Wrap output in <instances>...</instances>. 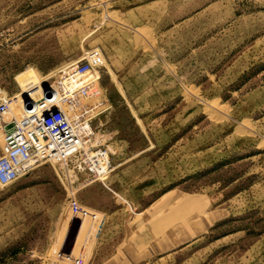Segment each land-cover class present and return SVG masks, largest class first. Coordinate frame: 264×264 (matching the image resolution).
<instances>
[{
	"label": "rangeland",
	"instance_id": "374dc122",
	"mask_svg": "<svg viewBox=\"0 0 264 264\" xmlns=\"http://www.w3.org/2000/svg\"><path fill=\"white\" fill-rule=\"evenodd\" d=\"M94 48L112 170L0 185V264H264V0H0V146Z\"/></svg>",
	"mask_w": 264,
	"mask_h": 264
},
{
	"label": "built area",
	"instance_id": "2783aa9c",
	"mask_svg": "<svg viewBox=\"0 0 264 264\" xmlns=\"http://www.w3.org/2000/svg\"><path fill=\"white\" fill-rule=\"evenodd\" d=\"M104 56L98 48L57 68L49 92L32 103L2 135L0 185L8 186L44 163H58L78 173L100 179L112 170L111 151L95 130L93 120L107 108L100 71ZM10 96L0 98V122L9 111ZM68 208L86 214L73 195ZM94 216V215H92ZM77 257L74 264H82Z\"/></svg>",
	"mask_w": 264,
	"mask_h": 264
},
{
	"label": "bare ground",
	"instance_id": "6f19581e",
	"mask_svg": "<svg viewBox=\"0 0 264 264\" xmlns=\"http://www.w3.org/2000/svg\"><path fill=\"white\" fill-rule=\"evenodd\" d=\"M55 75L52 78H54ZM43 97H44L43 89L42 90L40 89V91L37 94H35L34 96H32L30 98H26V100H29L32 103H36L37 101L41 100ZM23 103L24 102L20 101L19 105H17V112H16L17 120H19L21 118V114L23 112H25V111L27 112V109H25V107L23 106L24 105ZM69 169L72 171V169L70 167H69Z\"/></svg>",
	"mask_w": 264,
	"mask_h": 264
},
{
	"label": "water",
	"instance_id": "95a60500",
	"mask_svg": "<svg viewBox=\"0 0 264 264\" xmlns=\"http://www.w3.org/2000/svg\"><path fill=\"white\" fill-rule=\"evenodd\" d=\"M43 91H44V92H49V85H48V83H46V84L43 86ZM24 104H26L28 108H30V106H31L29 100H25V101H24Z\"/></svg>",
	"mask_w": 264,
	"mask_h": 264
}]
</instances>
